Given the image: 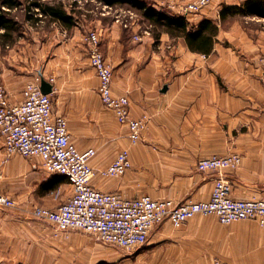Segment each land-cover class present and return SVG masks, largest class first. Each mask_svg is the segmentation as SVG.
<instances>
[{
    "label": "crops",
    "instance_id": "0c3cea01",
    "mask_svg": "<svg viewBox=\"0 0 264 264\" xmlns=\"http://www.w3.org/2000/svg\"><path fill=\"white\" fill-rule=\"evenodd\" d=\"M117 16L101 24L82 15L71 28L24 23L10 46L0 44V86L10 103L23 101L24 86L36 75L53 79V114L66 118L79 151L95 150L90 161L95 190L124 199L207 201L218 174L197 171L196 163L239 154V168L223 172L230 196L264 200V19L221 23L218 12H206L191 20L212 19L218 25L213 48L204 54L166 34L155 43L145 22ZM92 29L103 32L100 48L112 68L113 95L126 96L131 116L147 120L136 144L98 96V78L81 40ZM123 150L131 168L121 177L102 178L97 172ZM66 180L46 173L38 158L7 155L0 134V194L17 203L0 211V252L12 263L264 264V226L252 220L224 225L215 216H195L180 228L164 222L134 252L100 246L80 233L68 240L53 238L43 221L25 212L33 205L55 209L50 198L68 189Z\"/></svg>",
    "mask_w": 264,
    "mask_h": 264
},
{
    "label": "built area",
    "instance_id": "2783aa9c",
    "mask_svg": "<svg viewBox=\"0 0 264 264\" xmlns=\"http://www.w3.org/2000/svg\"><path fill=\"white\" fill-rule=\"evenodd\" d=\"M214 1L192 0L172 13L198 14ZM85 42L89 64L99 81L97 92L102 105L113 112L120 125L127 127L130 142L138 143L146 127V118H133L128 98L113 95L112 68L99 48L98 32H88ZM42 79L41 75H36L32 82L25 84L20 104L10 103L7 90L0 86V134L7 155L38 158L46 173L67 179L72 195L55 210L33 205L25 212L28 217L50 223L60 232L78 230L95 235L98 240L126 252H134L145 245L156 226L169 222L179 228L195 216H215L224 225L252 220L264 226V200L232 198L230 186L222 177L215 182L210 199L201 202L175 203L149 196L124 199L117 193L95 190L90 185L95 176L90 165L95 150L81 152L72 143L66 119L52 112L53 79L47 81L51 84L49 94L41 91ZM241 161L237 154L211 156L199 160L197 168L200 171L233 170ZM130 168L128 151L123 150L98 173L103 178L119 177ZM16 205L14 200L0 194V210H11ZM214 264L226 263L216 260Z\"/></svg>",
    "mask_w": 264,
    "mask_h": 264
},
{
    "label": "trees",
    "instance_id": "16d2710c",
    "mask_svg": "<svg viewBox=\"0 0 264 264\" xmlns=\"http://www.w3.org/2000/svg\"><path fill=\"white\" fill-rule=\"evenodd\" d=\"M79 2L84 5L95 2L99 6L110 9L122 8L134 11L147 24L155 43L162 34H166L172 39H182L188 50L194 53H210L219 29L215 20L204 18L197 25H192L184 16L158 11L145 0H72L70 6L62 1L30 0L25 6L23 21L35 25L47 20L56 22L64 28H71L84 15L81 6L78 5ZM23 3L21 0H0V44L2 46H10L19 36L17 33L23 23L17 20L15 12L22 7ZM236 17L264 19V0H244L235 5L222 6L218 12L221 23Z\"/></svg>",
    "mask_w": 264,
    "mask_h": 264
},
{
    "label": "rangeland",
    "instance_id": "374dc122",
    "mask_svg": "<svg viewBox=\"0 0 264 264\" xmlns=\"http://www.w3.org/2000/svg\"><path fill=\"white\" fill-rule=\"evenodd\" d=\"M23 1V5L20 9H18L16 12H15V15H16V18L19 22L23 23L22 24V28L20 27L19 28V33H17V35L19 34V36H21V32L23 30V25H24V21H23V16L25 14V6L28 4V2L30 0H21ZM45 1V2H57V1H62L64 4H66L67 6H70V4L72 3V0H42V2ZM148 4H150V6L156 10H160V11H165L167 12L168 14L170 15H180V14H174L172 12H175L178 8V6H183L189 2H191L192 0H145ZM78 5L81 6V10L83 12V14L85 16H87V18H94V19H98V20H101V24H106L108 23L109 21H111L112 19H114V16L115 15H120V18L122 20H126L128 19L129 21H133V20H137L138 22H143L142 19H140V17L138 16V14H136L134 11H131V10H126V9H122V8H116V9H109V8H106V7H102V6H99V4L95 3V2H90L89 4H85L82 3V2H79ZM225 5H228L225 3L224 0H215L212 4L208 5L206 8H204L200 13L198 14H187V15H180V16H184L185 18L190 19V23L192 25H197V24H193L191 22V20H194V19H197L199 18L201 15H204V13L207 12V15L211 16V15H216V12H219L222 8V6H225ZM131 13H130V12ZM91 12V13H90ZM200 14V15H199ZM133 15V18H130V16ZM238 18V17H236ZM234 18V19H236ZM240 18V17H239ZM238 18V19H239ZM204 19V18H203ZM233 19H230V21H232ZM100 23V22H99ZM97 23V24H99ZM21 25V24H20ZM39 25H42V26H45V27H50L51 26V22L47 21V20H43L42 23H39ZM149 29V28H148ZM87 31V30H86ZM89 31H97L98 34H99V40H101L102 36L103 35V32H101L100 30L98 31L97 29H92V30H89ZM88 31V32H89ZM87 32V33H88ZM149 32H150V29H149ZM151 33V32H150ZM87 35V34H86ZM85 34H83L82 36V42L84 44V46L86 47V52H87V56H88V48H87V44L85 42V37L86 36ZM152 35V34H151ZM100 42H99V48H100ZM101 50V48H100ZM102 52V50H101ZM103 54V52H102ZM104 56V55H103ZM89 58V57H88ZM98 84H99V81H98ZM98 93V92H97ZM64 117V116H63ZM65 118V117H64ZM66 119V118H65ZM66 123H67V120H66ZM68 129V128H67ZM19 155V154H18ZM239 155V154H237ZM21 156V155H20ZM240 156V155H239ZM241 157V156H240ZM204 159V158H203ZM242 159V158H241ZM201 160V159H200ZM199 162V161H198ZM198 162L196 163V170L197 171H200L198 170L197 168V164ZM239 168V167H238ZM236 168V169H238ZM236 169H233V170H236ZM226 170H232V169H225V170H222V171H215L217 172L218 174V178L222 177L230 186V191H231V185L230 183L224 178V175H223V172L226 171ZM204 171H214V170H204ZM200 172H203V171H200ZM98 173V172H97ZM95 174H96V171H95ZM99 174V173H98ZM125 174V173H124ZM123 174V175H124ZM50 175H55V174H50ZM100 175V174H99ZM122 175V176H123ZM102 177V176H101ZM121 177V176H119ZM65 178V177H64ZM103 178V177H102ZM111 178H117V177H111ZM218 178L214 181V185H215V182L218 180ZM66 182L68 183V181L66 180ZM69 184V183H68ZM213 185V187H214ZM71 186V185H70ZM68 187V189H66L64 192L63 190L61 191V193L59 195H53L50 199L51 201L54 203V205L57 207L55 209H57L60 205H62L71 195H72V187ZM118 194V193H117ZM147 196V195H145ZM151 198V197H150ZM156 200H160V199H156ZM166 200H169V199H166ZM174 202V201H173ZM183 202H187V201H183ZM183 202H175V203H183ZM42 207V206H40ZM45 208V207H43ZM47 209H50V208H47ZM53 209V210H55ZM52 210V209H50ZM2 213L3 212H6L8 210H0ZM0 212V213H1ZM188 222V221H187ZM235 222H238V221H235ZM42 223L46 228H49L51 231H52V237L53 238H59V239H62V240H68L70 238L71 235L75 234V233H80V234H85L84 237H89V238H92L94 241H96L100 246H104V245H111V244H107V243H104L100 240L97 239V237L95 235H92V234H87V233H84V232H81V231H78V230H73V231H69V232H60V231H57L56 228L50 224V223H47V222H40ZM234 223V222H232ZM185 224V223H184ZM231 224V223H230ZM180 228V227H179ZM56 236H61V237H56ZM95 242V243H96ZM115 246V245H114ZM117 247V246H115ZM119 248V247H118ZM121 249V248H120ZM8 255L5 254V253H2L0 252V264H20V262H15V263H12L10 261V258H6ZM5 257V258H4ZM21 264H25V263H21Z\"/></svg>",
    "mask_w": 264,
    "mask_h": 264
},
{
    "label": "water",
    "instance_id": "95a60500",
    "mask_svg": "<svg viewBox=\"0 0 264 264\" xmlns=\"http://www.w3.org/2000/svg\"><path fill=\"white\" fill-rule=\"evenodd\" d=\"M41 91L44 94L51 93V84L46 82L45 80H42L41 81Z\"/></svg>",
    "mask_w": 264,
    "mask_h": 264
}]
</instances>
